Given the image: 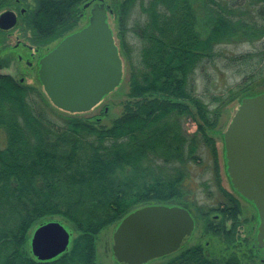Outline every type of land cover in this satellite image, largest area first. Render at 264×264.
I'll return each mask as SVG.
<instances>
[{
	"label": "trees",
	"instance_id": "trees-1",
	"mask_svg": "<svg viewBox=\"0 0 264 264\" xmlns=\"http://www.w3.org/2000/svg\"><path fill=\"white\" fill-rule=\"evenodd\" d=\"M34 1L21 17L48 41L72 30L82 17L80 7L91 2ZM25 3L0 0V12ZM112 13L120 53L123 47L135 59L124 112L109 126L65 115L46 92L0 74V264H100L97 238L105 228L146 205L188 207L183 197L193 190L190 167L202 164L199 150L213 142L208 133L222 106L237 108L243 97L263 92H252L253 78L246 76L247 83L227 98L213 94L207 101L196 81L208 63H264V0H122ZM127 32L137 41L135 52ZM242 40L262 41L257 58L252 52L222 57L219 45ZM191 116L202 121L193 135L184 128ZM216 210L224 223L210 225ZM239 214L223 204L199 210L205 232L219 236L226 249L216 255L202 244L185 246L165 264H259L255 248L246 249L233 224ZM226 218L232 220L229 228ZM51 220L69 225L76 236L65 252L42 260L32 251L30 231Z\"/></svg>",
	"mask_w": 264,
	"mask_h": 264
},
{
	"label": "water",
	"instance_id": "water-1",
	"mask_svg": "<svg viewBox=\"0 0 264 264\" xmlns=\"http://www.w3.org/2000/svg\"><path fill=\"white\" fill-rule=\"evenodd\" d=\"M104 1L93 4L87 26L64 37L40 59L44 90L64 111H90L122 81L124 62ZM17 21L15 11L6 10L0 15V28L10 29ZM224 140L228 173L234 187L257 206V241L264 247V91L242 98ZM194 227L185 207L146 205L121 220L114 232L113 252L120 262L142 264L184 246ZM70 238L63 223L48 221L33 232L32 251L39 259H52L68 249Z\"/></svg>",
	"mask_w": 264,
	"mask_h": 264
},
{
	"label": "rangeland",
	"instance_id": "rangeland-1",
	"mask_svg": "<svg viewBox=\"0 0 264 264\" xmlns=\"http://www.w3.org/2000/svg\"><path fill=\"white\" fill-rule=\"evenodd\" d=\"M89 1L92 2L94 0ZM120 1L122 0L104 1L108 6V21L114 30L118 43V33H120L119 25L115 20V13H112V8L117 7ZM25 2L26 3L22 6L23 9H30L35 5L34 0H25ZM80 8L82 17L76 23V26L72 30L66 32L65 35L55 40L49 39V41L47 38L40 36L37 32H35L36 34L32 32V30L24 24L23 18L21 17L24 14L20 15L21 7L18 9L6 8L2 10L0 15L6 10L14 9L19 18L14 28H0V74H10L19 82L31 85L39 92L44 93L45 90L39 77L40 59L49 50L55 47L63 37L79 30L89 23L91 7L84 8L81 6ZM200 19L202 31L205 35L208 28L207 18L202 14ZM10 31L14 33L11 37L9 35ZM126 38L128 44L132 47V51L135 52L138 44L132 33L127 32ZM18 39L21 40V43L26 42L28 46L24 44L17 46ZM31 44L34 48H37L35 54H33L34 49L31 50L29 48V45ZM262 48L261 40H242L240 42L224 43L218 46L220 53L223 55L222 57H225L226 55L234 56L252 52L253 56L257 58V53ZM121 53L124 60V75L121 83L111 93L106 95L92 110L77 113L62 110L61 112L63 114L69 115V113H72L73 116L82 119H100V124L109 126L113 119L117 118L124 112L125 102L128 100L130 92V62L131 59L134 60L135 57H127L125 55V48L123 47L121 48ZM29 60L32 63L31 65L28 63ZM241 64L242 62L236 66H225L222 61L215 64L208 63L205 66L203 73H200L197 77V93L203 95V98L207 101H210L213 94H223L226 95L225 98H227L230 90L235 91L236 89H239L241 85L247 83H242L243 78L246 76H252L251 78H253L252 81L254 84L252 85V92L264 91V63L261 62L258 64V60H255L253 66L246 67ZM237 69H240V71L238 72ZM205 74L209 76V80L207 81L205 80ZM236 106V103L232 104L230 102L222 106L217 115L216 124L210 128L208 133L209 137L213 139V142L203 143L202 148L199 150V154L202 155L203 158L202 164H196L190 167L189 178L187 180L191 181L190 187H192L193 190L190 194L185 195L183 199L186 200V204L188 205L186 208L191 211L195 219V227L190 240L174 252L179 251L185 246L189 247L196 244H202L206 250L213 254H222L223 250L226 249V244H223V240H221L219 236L212 234L213 232H205L206 224L204 219L199 215V210H205L209 207L218 208L219 205L222 206L223 204L225 206H233L239 210L240 214L233 224L237 226L236 229L240 233L242 242L248 245V247L246 246V249H249L252 245L255 248L257 254L256 262L264 264V247H260L257 241L258 225L260 222L257 206L252 201L245 198L234 187L228 173L224 132L238 108H236ZM210 107L213 108L215 106H211L210 104ZM191 110L192 116L194 115L193 113H197L196 108L193 105L191 106ZM192 116L185 118L184 121V128L189 135L196 133L199 129V122L202 123L200 119L198 121V119L196 120ZM207 185L210 187L206 188ZM223 220V215H221L219 210H216L211 212L208 223L210 225H219L224 223ZM225 221L226 226L228 228L231 227L232 220L226 218ZM117 226L118 225H112L107 227L98 235L97 261L100 264H127L118 261L113 252L114 232L117 229ZM66 227L71 234V242L76 236V233L69 225H66ZM34 230L35 227L30 231L31 236ZM169 254L150 259L142 264H165L169 259ZM246 263L251 264V262Z\"/></svg>",
	"mask_w": 264,
	"mask_h": 264
},
{
	"label": "flooded vegetation",
	"instance_id": "flooded-vegetation-1",
	"mask_svg": "<svg viewBox=\"0 0 264 264\" xmlns=\"http://www.w3.org/2000/svg\"><path fill=\"white\" fill-rule=\"evenodd\" d=\"M96 0H94L93 2H95ZM89 7H92V6H89ZM14 10V9H13ZM15 11V10H14ZM26 11H27V9L25 8L24 10H23V8L21 7V11H20V15L21 14H24V13H26ZM18 18H19V16H18ZM15 27V26H14ZM13 27V28H14ZM85 27V26H84ZM83 28V27H82ZM12 29V28H11ZM81 29V28H80ZM4 31V30H3ZM9 35H10V37L11 36H13L14 35V33L13 32H9ZM16 35V34H15ZM17 36V35H16ZM21 44H24V45H27V43L26 42H22L21 43V40L20 39H18V41H17V46H19V45H21ZM28 46V45H27ZM29 48L31 49V50H33L34 49V52H33V54H35V52L37 51V48H34V46L31 44V45H29ZM20 58H22V57H20ZM28 63L31 65L32 63H31V61L29 60L28 61ZM189 210V209H188ZM190 211V210H189ZM191 212V211H190ZM192 214V213H191ZM193 216V215H192ZM195 220V219H194Z\"/></svg>",
	"mask_w": 264,
	"mask_h": 264
}]
</instances>
